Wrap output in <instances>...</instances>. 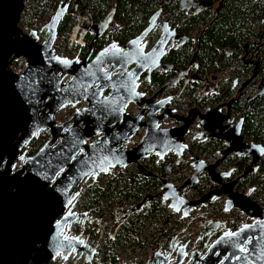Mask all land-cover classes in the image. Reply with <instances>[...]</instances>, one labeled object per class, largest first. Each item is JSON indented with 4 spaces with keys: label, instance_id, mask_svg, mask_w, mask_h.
<instances>
[{
    "label": "water",
    "instance_id": "obj_1",
    "mask_svg": "<svg viewBox=\"0 0 264 264\" xmlns=\"http://www.w3.org/2000/svg\"><path fill=\"white\" fill-rule=\"evenodd\" d=\"M26 1L0 0V213L15 218L19 224L17 227L6 219L17 236L6 245L2 264H47L57 255L67 258L71 252H79V255L85 252L87 260L91 261L97 242L91 245L81 233L65 232L75 219L101 218V215L88 214L87 210H71L82 181L88 178L96 181L100 173L107 174L117 166L125 167L129 163H135L139 173L154 176L141 159L156 154L161 160L175 156L176 161L181 162L184 151L192 157L190 175L179 184L161 177L160 190L147 192L140 200L125 207L122 204L116 206V211L123 209V216L114 220L109 234L114 236L130 213L141 210L144 204L149 207L156 197L163 203L169 201L167 205L175 212L188 216L198 203L225 195V210L238 208L250 220L235 229L226 227L225 221L213 220L208 229L220 225L224 230L202 256L198 249H193L190 264H264V205L251 196L253 186L245 192L234 188L240 177L258 168L264 145L244 138L241 131L244 118L241 116L235 123L230 109L242 93L241 89L257 73L260 58L242 57L245 63L253 64L252 75L225 102L207 106L205 110L192 105L185 112H178L169 104L172 95L160 94L164 86L150 94L136 89V79L147 66L149 71L156 66L174 68L160 60L169 39L165 31L160 33L150 50H144L143 38L152 28H170L163 17L156 22L160 8L150 15L147 26L139 34L122 45L111 41L87 61L78 56L61 55L54 48L58 26L69 8V0H59L49 20L43 22L40 31L47 30L43 39L37 29L27 32L20 25ZM113 12L114 8L105 17L106 23ZM172 31L173 40L185 37ZM247 46L245 42L244 48ZM20 57L24 59V65L18 72L13 68V62ZM192 62L193 58L178 68L177 75L181 72L185 75ZM173 81L175 79L171 78L165 85ZM105 89L109 90L107 94L103 92ZM262 93L264 84L251 98ZM81 101H85L84 106L75 108L68 118L60 123L55 120L54 115L60 108ZM130 103L139 108L134 116L126 111ZM167 119L177 124L161 125V121ZM195 119L200 130L192 134L193 139L216 138L226 144L219 150L220 157L213 161L201 158L189 147L186 136ZM140 127H144L141 139L128 146L129 137ZM42 130L48 131V138L34 155L27 157L22 166L13 171L22 157V148ZM230 153L250 156V161L240 174L225 181L232 168L218 172L216 166ZM171 163L168 159V170H171ZM203 175L211 178L214 187L201 192L197 198L183 196L192 184L197 187L196 183ZM26 226L38 229L42 242L37 247L21 239V231ZM174 237L171 236L167 252L157 248L146 264L182 263L188 242L177 245Z\"/></svg>",
    "mask_w": 264,
    "mask_h": 264
},
{
    "label": "trees",
    "instance_id": "obj_2",
    "mask_svg": "<svg viewBox=\"0 0 264 264\" xmlns=\"http://www.w3.org/2000/svg\"><path fill=\"white\" fill-rule=\"evenodd\" d=\"M40 3L41 0H36ZM55 8L59 0H45ZM78 3L81 8L90 9L92 17L97 19L104 16L106 13L114 8V20L119 25V30L116 33V38L120 42H124L129 36L134 35L141 30L147 23L149 15L157 8L158 5L163 4L164 8L172 7L176 0H73ZM199 4L198 11L185 12L179 10L173 14V21L179 22L180 26L185 32H200L198 47L194 52L196 73L199 76L207 77L212 75L215 79L222 77L220 72L226 70L227 67L234 65V69H241L242 65L239 60V52L243 44L249 42L250 39L257 34L255 32L256 26L261 23L264 16V0H195ZM217 3L216 10L209 15L210 8ZM39 8L28 12L27 6L21 15L20 25L36 24L40 21L38 12ZM72 13H67L60 21L58 26L57 37L61 39H68L72 24ZM193 46H188L187 49L181 51V61L184 62ZM237 63V64H236ZM18 64V60L13 62V67ZM233 72V71H232ZM221 76V77H220ZM225 76V75H224ZM232 75L221 85L219 93H215L214 102L229 97L232 93L230 85L232 83ZM164 79V78H162ZM194 82V81H193ZM196 82V81H195ZM198 84L193 83L187 85L188 95H192ZM201 105L207 104V98L198 100ZM240 105L235 102L232 109H240ZM244 118L241 128L242 134L245 138L253 139L261 142L264 145V93L256 95L250 99L248 104H245L241 110ZM47 134L40 137H35L27 146H39L45 141ZM202 148L201 146H197ZM205 149V147H204ZM246 158L241 157L239 168H241ZM118 173L115 171L109 172L110 177L104 182V185H90V200H101L112 194V197L129 200L132 197H139L143 191V185L154 183V178L146 177L137 172L124 173L120 168ZM116 169V170H117ZM106 174V175H107ZM246 180L252 183L256 182L257 187L255 194H259L264 203V157L261 159L259 170L251 172L246 176ZM96 185V186H94ZM110 201V200H109ZM119 201V200H118ZM117 201V202H118ZM159 207L158 201H153L151 206L147 209L137 211L129 218L121 228L122 235L125 241L132 240L134 244L144 246L146 244L145 238L142 236V230L145 224V219H151L159 230L160 236L170 237L171 231L167 232V224L173 221V225L177 220L173 218L175 214L164 216ZM161 211V212H158ZM159 213V214H157ZM172 215V216H171ZM176 216V215H175ZM180 221V217H177ZM161 221L164 225L156 226V223ZM89 231L91 237H97L98 233ZM102 245L101 259L111 264L115 263L118 258V251L125 242H122V236L119 234L112 235ZM151 244L158 245V241Z\"/></svg>",
    "mask_w": 264,
    "mask_h": 264
},
{
    "label": "flooded vegetation",
    "instance_id": "obj_3",
    "mask_svg": "<svg viewBox=\"0 0 264 264\" xmlns=\"http://www.w3.org/2000/svg\"><path fill=\"white\" fill-rule=\"evenodd\" d=\"M69 1H70V5H69V8H68L67 12L65 13V15L67 13H72L73 18H72V24H71L70 34H69L68 38H70L71 42L75 46L77 45L74 56H78L80 59L85 58V59H87V61L91 60L100 48L106 46L108 43H110L113 40L117 41L120 45L126 43L127 40H129L130 38L139 34L140 31L144 27H146L148 22H149L147 20L146 25L141 30H139L134 35L129 36L124 42H120L116 38V33L119 30V25L117 23H115L114 15H112L111 19L107 23H106V21H104L105 17L107 16V14L110 11L108 13H106L104 16L95 19L92 17V13H91L90 9L81 8L78 5V3L76 4V2L73 0H69ZM181 1L183 3L181 6H179V3ZM158 8H160V13H159V15H157L156 22L160 21L161 17H163V19L168 20V24H169L170 28H166V29L165 28L161 29L160 27L159 28H157V27L152 28L143 38V42H145L144 50L145 51L150 50L155 45L157 39L159 38L160 33L162 31H165L164 34L166 36H168L169 39L164 44L165 48L167 47V49H166V52L162 55L160 60L166 64H171L174 68L165 69L163 67L156 66L155 68H153L152 70L149 71V66H147L145 71L142 72V74L136 79L137 91H145L148 94H150L153 91H155L156 89H160L162 86H164L163 90L160 94L165 95V93L167 92L166 94L172 95V99L170 100L169 104H170V106H173L172 103L175 102L176 99L177 100H178V98L180 99L181 96L179 97V95H180L181 91H183L187 87L188 84L191 85L193 83H196L199 85V88H202L204 90L203 95L199 99H197L195 102H192V103H195L194 106L199 107V109L205 110V108L207 106H213V105H209L210 102L215 105L216 103L225 102L226 100H228L232 96L233 93L229 97H226L225 99H220V100L214 102V99L216 96L215 93H217V92L219 93V90L221 87V86H219L220 78L215 79L212 75L207 76V77H202L196 73V63H195V57H194L195 53L194 52H196L197 47H198L200 32L197 34H195V32H192L191 30H189V32H185L182 29V27L180 26L179 22L173 21L174 20L172 17L173 14H175L179 10H184L185 12L198 11V8H199L198 2L195 0H176L175 4L170 8H164L163 4L158 5L156 9H158ZM150 15H149V17H150ZM209 15H210V12H209ZM75 16H77V20L82 16L85 21L83 23L82 22L75 23V21H74ZM149 17H148V19H149ZM263 21L261 19V23ZM172 28H174L175 31H172ZM171 31L174 34H181V35H184L185 37L173 40V38H172L173 36L170 33ZM263 33H264V28H263ZM257 35L258 34H256L255 38L252 41L247 42L249 46H247L246 48H244L245 43L243 44V47H242V49L238 55L240 63L242 65V68L240 69V71L245 72V67L247 68V76L245 79H247L248 77H250L252 75L253 64L252 63H245L242 57L244 56L245 58H250L253 60L257 59L258 57L260 58V62L257 66V73L248 82V83H250L253 79L255 81H257L256 77H259V79H258L259 87L255 92H253L252 94H250L246 98L245 104H248V102L251 99V96L253 94L257 93L262 88V85L264 84V46H263V49H261V50L256 49V47L254 46V42L258 37ZM189 45L193 46V48L190 51L188 58L184 62H182L181 61V51L184 49H187V47ZM252 52H254L253 56L251 55ZM65 56L73 57V56H70L68 54H66ZM192 58H193V62L191 64L190 68L186 71V74L183 75V73L181 72L180 75L178 76L177 75V69L186 65V63ZM127 68H130V65H128ZM122 75L125 76V74H122ZM189 76H191V77L189 78ZM208 77H211V79L206 80V78L208 79ZM66 78H68V77H66ZM162 78H164V79H162ZM171 78L175 79V81H173L169 85H165V83L168 80H170ZM201 78H204V80H205L202 84H200ZM245 79L239 80L237 78V75L234 76L232 78V83L230 85V88L232 90H234V87H235L236 92H237V88L241 85V83ZM234 80H237V83H234ZM248 83L241 89V92L248 85ZM103 92L105 94H107L109 92V90L105 89ZM205 97L207 98L208 103L201 105L198 102V100H200V99L202 100ZM78 103H80V102H78ZM77 104H75V105L66 104L65 106L60 108L54 115L55 120L60 123L66 119V118H64L63 120L58 121L57 116H58V113L60 112L61 109L66 108V107H74V109L72 111V113H73L75 108H81L82 106H84L85 101H81L80 106H76ZM130 104H128L126 111L129 114L134 116L135 114H137L139 108L136 106V108H137L136 112L132 113V111H130V109H129ZM238 104L241 107V104L240 103H238ZM233 105H234V102L231 104L230 109H231V115L234 116V121L236 123L239 120V118L242 116L241 110H242L244 105L242 106V108L238 109L239 114H236L237 110L232 109ZM173 107H175V106H173ZM225 107L226 106L224 105L223 106L224 111H225ZM196 120L197 119H195V122L190 125V131L192 129H194V126L196 128L195 129L196 132L198 130H200V128H197ZM171 121H173V120H171ZM243 121H244V119H243ZM172 124H177V123L175 121H173ZM161 125H162V121H161ZM242 125H243V123H242ZM43 134L44 135L47 134L46 138H45V140H46L49 136V133L46 130H42L35 137H40ZM142 134L143 133H141L138 136L135 143H131V140L129 137L126 144L128 146H133V145L137 144L139 142V140L141 139ZM246 139H249V138H246ZM225 145L226 144L223 140L216 139V138H208V139L194 138L193 139L191 137L190 143H189V146H195L194 149L197 146H201L202 148H198V147L197 148L199 149L200 152H205L206 154L211 153V152L213 153L215 151L216 152V154L214 155L215 157L211 158V156H208L210 158V160H212V161L215 160L216 158L220 157L219 150L223 149L225 147ZM40 147L41 146H24L22 148V150L20 151V154H22V157L18 160L13 171L20 168L22 166V163L24 162V160H26L27 157L34 155L40 149ZM204 147H205V149H204ZM241 157H245L246 160H245L243 166L241 168H239L238 167L239 166L238 161L240 160ZM262 157H264V154L261 156V158L258 161V168L256 170L250 171L249 173L256 172L259 170ZM249 161H250V156H242L239 154L230 153V154H227L224 158H222L219 161L218 165L216 166V171H218V172L227 171L230 168H232L231 174L228 177L224 178L225 181H229V180L235 178L238 174H240L241 171L243 170V168L245 167V165ZM116 168H123V167L117 166ZM116 168L113 169V171L116 170ZM135 172L140 174L138 172V170ZM249 173H247L245 176L240 177L235 182L234 186H240V185L246 184L247 182L249 184H252V185H248L247 188L253 186L254 190L252 191L251 196L253 198H255V197L257 198V196H259V194H255V190L257 187L256 182L252 183L250 180H246V176ZM148 177L155 179L156 175L148 176ZM208 179L211 182L210 187H214L215 184L212 182L211 178L208 177ZM258 200L261 204L264 205V203H262L263 201H262L261 197ZM6 219L8 221L16 224L17 227L19 225L17 223V221L15 220V218L7 217L4 213H0V264H2V260L5 258V247H6V245L11 244L14 240L13 237L17 236L15 234L14 230L9 225H7ZM248 220H250V218H248ZM92 222L96 223L97 225L99 224V221L96 218H94L92 220ZM21 233L23 234L21 239L26 240L29 244H31L32 247H37L42 242V237L40 235H38L39 234L38 229H36L34 226L24 227L23 230L21 231ZM46 241H48L47 236H46ZM51 260L52 259H50L49 262Z\"/></svg>",
    "mask_w": 264,
    "mask_h": 264
},
{
    "label": "rangeland",
    "instance_id": "obj_4",
    "mask_svg": "<svg viewBox=\"0 0 264 264\" xmlns=\"http://www.w3.org/2000/svg\"><path fill=\"white\" fill-rule=\"evenodd\" d=\"M25 6H27V8H28V12H30L31 10L33 11L36 8H39L40 11L37 14L39 16L40 21L37 22L36 24H33V23L32 24H27L24 27L22 26V28L25 31H27V32L30 29H32V28L37 29L40 39H43L46 36V34H47V30H46V28H43V30L40 31V27L42 26L43 22L49 20V18L51 17L52 13L55 10V8L52 7V5H50V3H46L45 0H41L40 3H38L36 0H27ZM216 7H217V3H215L213 5V7L210 8V14H212L216 10ZM74 21H75V23H80V22L83 23L85 20H84V18L82 16L77 20V16H75V20ZM263 28H264V21L262 23H259L256 26V30H255V32H257V34H258L257 35L258 37L255 40V47H256V49H259V50L263 49V46H264ZM255 36H256V34L250 39V41H252L255 38ZM76 46L71 42L70 38L64 40V39H61V38L57 37L56 41H55V44H54V48L59 54H61V55L68 54L70 56H74L75 55ZM17 60H18L19 63L20 62L24 63V59L22 57L18 58ZM234 68H235L234 65H232L230 67H227L225 71L220 72L222 77L220 76L221 79L219 81V86H221L230 75H232V77L237 75V78L239 80H242V79L246 78V76H247V68L246 67H245V72L240 71V69L237 70V69H234ZM210 79H211V77H208V79L206 78V80H210ZM204 81H205L204 78H202L201 81H200V84H202ZM256 82L257 81H255L253 79L250 83H248V85L243 89L242 93L239 95L238 99L236 101H234V103L235 102H237V103H245L246 102V98H247V94L251 93L254 90V88L256 87V84H255ZM203 92H204V90L202 88H199V85H198V87L194 90L193 94L189 96L188 93H187V89L185 88L183 91H181V93L179 95V97L181 96L180 99L179 98H178V100L176 99V101H175L176 103L173 102L174 104L172 103V105L177 108L176 110L178 112H185L188 107H190V106L195 104V103H192V102H195L197 99H199L203 95ZM232 93H231L232 96L237 93L235 87H234V90H232ZM80 105H81V102L78 103L76 106H80ZM209 105H214V104L210 102ZM73 109H74V107L67 108V110H68L67 113L72 112ZM129 109L133 113V112H136L137 108H136L135 104L131 103ZM171 120L172 119L163 120L162 124H164V125L172 124L173 121H171ZM195 129L196 128L194 126L193 130H195ZM191 137H192V135H190V134H188L186 136V140H188L189 143H190V138ZM137 138H133L131 140V143H135ZM189 147L192 149L193 153L198 154V155L203 154L202 152L199 151V149L197 147L195 149H194L195 146H189ZM188 154L185 152L184 153V158L187 157ZM215 154H216V152L214 151L213 153L211 152V153L205 154V156L206 157L211 156V158H213V157H215L214 156ZM184 158L182 159L181 163H178V167H177L178 171L173 172L174 175L178 174L177 175V179H181V180H184L185 178H187L190 175V171H189L190 170V166H189L188 162L184 161ZM132 168H135V164L134 163H129L126 167L120 168V169L123 170L122 172H124V173H129V172L132 173V171H133ZM114 171H115L114 173H118L119 172L118 169L114 170ZM169 175H170V177H174L173 174H169ZM108 177H110L109 174L104 175V174L100 173L98 175V178H99L98 181L96 183H94V184H96V185L97 184L98 185H104V181L108 180ZM146 177L148 178V176H146ZM168 179H169V177H168ZM173 179L175 180V178H173ZM153 181H156V179H154ZM86 183L87 182L83 183L81 185V187L85 186ZM154 183H155L154 185H157V182H154ZM196 184H197V187H194V185L192 184L190 189L187 191V193H189L188 195H193V194L196 195L197 193H199V191L201 190V186L200 185L198 186V184H199L198 182ZM96 185H94V186H96ZM151 187H153V186H151ZM91 189L92 188H90V190ZM145 189L146 188H143V191ZM151 189H153V188H151ZM143 191H142V193H143ZM145 192H147V190ZM112 195H114V194H112ZM112 195L106 197L105 199L103 198L100 201L101 203H99V205L95 206L96 209L99 210L98 213H101V215H102V218L97 219L99 221V225H97L94 222L87 223V230H86L87 233L89 231L92 232L91 226L94 228V231L98 233V236H97L96 239H93L94 237H91L89 235V233H88L89 237L93 239L91 241H95L98 244L95 256L90 258V260H93L90 264H105V262H106V261H103L100 258V256L102 255V245H103L104 241H107L108 238L111 237L109 235V233H110L111 225L114 222V220L115 219H120V217L123 216V213H119L120 211L119 210L116 211V209L114 207L118 206L120 204L126 206V205H128V204H130L132 202L137 201V199H138V198H135L137 196L132 197L129 200H125V199H123L121 197L120 199H118L119 200L118 201L117 198L112 197ZM86 196H87V193H82L81 192L80 195H79V198H80V200H83L84 198H86ZM259 196H257V198L255 197V198L258 200L261 197V196L260 197ZM155 200L158 201L159 200L158 197H156ZM158 202H159V207H162V210L165 213V215H169L170 213L171 214H175V215L177 214L175 212H171L170 209L167 208L165 203L161 204L160 201H158ZM91 206H92V203H91ZM121 210H123V209H121ZM141 210L144 211L145 208H143ZM135 212H137V211H135ZM135 212L130 213L127 216V218L121 223V226L124 223H126L129 218H132L133 214ZM116 213H117V217L115 216ZM175 215L173 216V218H175L177 220L176 224L173 225V221H170L167 224V232L172 230L171 234H169V235L172 236L173 234H176L179 238L188 239L190 244L194 243L196 241V237L195 236H197V234H198V232L196 230V227L198 225H196L195 221H193V222L191 221V222L188 223V219L189 218H187L186 216H183L182 218L180 217V221H178L177 215L176 216ZM222 216H227V215L222 214ZM153 222L154 221H152L151 219H145V225L143 227H140V229L142 230L141 231L142 232V236H143V238H145V241H146V244L144 246H139L138 244H134L132 240L125 241L124 240V236L121 233V231H123L121 228H124L123 226L120 229H116L115 235L119 234L120 236H122L121 240H122V242H125V243L120 248V251H118V258H117V261H115L114 264H118V263L119 264H125L127 262H130L131 260H134L133 264H143V263H145L144 258L146 256H148L152 252L153 247L156 245V244H151V243L156 242V241L159 242V238H160L159 230L156 229V227L154 226ZM158 226H159V224L157 223V227ZM167 235H168V233L166 234V236ZM166 236H164L163 238H166ZM96 257H98V259L100 258V260H98V259L96 260Z\"/></svg>",
    "mask_w": 264,
    "mask_h": 264
},
{
    "label": "built area",
    "instance_id": "obj_5",
    "mask_svg": "<svg viewBox=\"0 0 264 264\" xmlns=\"http://www.w3.org/2000/svg\"><path fill=\"white\" fill-rule=\"evenodd\" d=\"M254 46H255V42H254ZM251 55L253 56L254 52H252ZM23 65H24V63L18 62V64L16 66H14L13 68L19 72L22 69ZM258 79H259V77H257V82L255 83L256 87L254 88V90L251 93L247 94V97L258 89V87H259ZM245 103H240L241 108ZM67 108H69V107H66V108H63L60 110V112L58 113V117H57L58 121L63 120L64 118H67L68 116H70V114L72 112L67 113L68 112ZM236 114H239V110L236 111ZM162 125H164V124H162ZM143 132H144V127L138 128L136 130V132L130 137V140H132L133 138H137ZM195 132H196V130L192 129L190 131L191 134L190 133L189 134L192 135ZM185 152L187 154L189 153L187 151H184V153ZM202 153L203 154L200 155L201 158H204L207 161H212V160H210L209 157L205 156V154H206L205 152H202ZM175 158H176L175 156H172V157H167L164 160H161V159H158V156L156 154H150L149 156L140 160V162H142V164L146 168L151 169L155 173V175H156V178H155L156 181L155 182H157V185H154L155 183H152V184L150 183L149 185H143V187L146 188L143 191V193L146 190H147V192H152V193L160 190V186H161L160 178L161 177H165L167 179L169 177L168 180L172 181L175 184H179L183 181L181 179H177L178 174L174 175V173H173V172L178 171V168H177L178 163L182 162V160H181V162H177ZM168 159L172 160L171 170H168L166 167ZM191 159H192V157H191L190 153L188 154L187 157L184 158V161L188 162V164L190 166V170H189L190 173L192 172V166L190 164ZM132 169H133L132 172L137 171L136 164H135V168H132ZM169 174H173L174 177H170ZM104 175H106V174H104ZM173 178H175V180ZM98 179L96 181H93L92 178L84 179L82 181V183L77 187L78 193L76 194V196L74 197V199L72 201L73 202L72 208H71L72 211L87 210L88 214H91L92 216L96 217V216L101 215V213H98L99 210H97L95 207L96 205H99V203H101L100 202L101 198L98 197L97 201L91 202L90 191H88V188L91 187L90 185H93L94 183H96L98 181ZM85 182H87L86 185L81 187V185ZM104 182H106V181H104ZM198 183H199L198 186L199 185L201 186V190L199 191V193H197L196 195L195 194L188 195L189 193L186 192L183 194V196L188 197V198H197L201 192L208 190V188L211 185V182L208 179V176H204V175L201 176ZM248 185H252V184H249L247 182L246 184H243L240 186H234V188L238 189L241 192H245L248 189L247 188ZM151 186H153V187H151ZM151 188H153V189H151ZM81 192L87 193L86 198H84L83 200H80V198H79V195ZM147 192H145L144 194L142 193L141 196H139V197H135V198H138L137 201L140 200ZM155 199L156 198H154L151 201V204L153 201H156ZM158 199H159L158 201H160L162 204L163 202H162L161 198L158 197ZM254 199H256V198H254ZM137 201H135V202H137ZM135 202H132V203H135ZM168 202L169 201H167V203ZM91 203H92V206H91ZM167 203H165L167 208H169L171 212H175L171 207H169L167 205ZM123 206L125 207V205H123ZM149 207H147L145 204L143 205V208H145V209L146 208L148 209ZM114 208L116 209V206ZM137 211H140V210H137ZM161 211L163 212L162 208H161ZM161 211H158V212H161ZM175 213H177L176 214L177 217H181V218L183 217L181 215L180 211L175 212ZM157 214H159V213H157ZM222 214L227 215V216H222ZM163 215L166 216L164 212H163ZM186 217L189 218L188 223L191 221L192 222L195 221L196 225H198L196 227L198 234H197V236H195L196 241L192 244L189 243L188 239H182V238H179L176 234H173L175 236L174 240L176 241L177 245L182 244L185 241L188 242L187 246H186V252H187L186 256L184 257L182 263H180V264H190V262H191L190 253L195 248L199 250V252H200L199 256H202L205 253L207 246L213 240H215L217 238V236L224 230V228H222L220 225L215 229H208L212 225L213 220L225 221L226 227H230L231 229H235L238 226H240L243 222L249 221L248 220L249 217L246 214L240 212L238 208H232L229 211L225 210V195H221L220 197H217V198H209L206 200L205 203H198L195 206V208H193L189 211V214ZM101 218H102V215H101ZM90 222H92V220L90 221V220L86 219V220L82 221L81 219H75L72 221L71 226L69 228H65V232L67 234H71V235H77V234L81 233V236H83L89 244L93 245L95 241H91V240L96 239L97 237H94L93 239L90 238L89 237L90 234L88 235L89 232L87 233V231H86L87 230V223H90ZM157 223L159 224V226L164 225V223H162L161 221H158ZM157 223H156V226H157ZM120 227H121V225L117 229H120ZM201 234H202V237H201ZM163 237L164 236H162V237L160 236L158 245L152 249V252L148 256H146L144 258L145 263H143V264H146L147 259L154 253V251L157 248H161L164 252L168 251L169 242H170L171 237L170 238L167 236H166V238H163ZM96 251L94 252L92 257L95 256ZM173 256H174V254H173ZM96 260H97V257H96ZM92 261L93 260H91V261L87 260L85 252L82 255H79V252H76V253L71 252L67 258H63L62 256L57 255L48 264H90ZM133 261L134 260H131L130 262H127L125 264H133ZM105 264H111V263L105 262Z\"/></svg>",
    "mask_w": 264,
    "mask_h": 264
},
{
    "label": "bare ground",
    "instance_id": "obj_6",
    "mask_svg": "<svg viewBox=\"0 0 264 264\" xmlns=\"http://www.w3.org/2000/svg\"><path fill=\"white\" fill-rule=\"evenodd\" d=\"M119 213H123V210H120V212Z\"/></svg>",
    "mask_w": 264,
    "mask_h": 264
},
{
    "label": "snow or ice",
    "instance_id": "obj_7",
    "mask_svg": "<svg viewBox=\"0 0 264 264\" xmlns=\"http://www.w3.org/2000/svg\"><path fill=\"white\" fill-rule=\"evenodd\" d=\"M243 250V249H242Z\"/></svg>",
    "mask_w": 264,
    "mask_h": 264
}]
</instances>
